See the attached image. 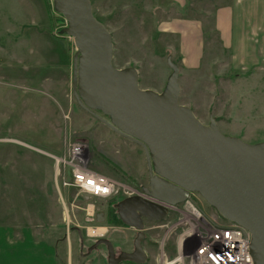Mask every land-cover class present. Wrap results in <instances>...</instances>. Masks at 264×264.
<instances>
[{"label":"rangeland","instance_id":"1","mask_svg":"<svg viewBox=\"0 0 264 264\" xmlns=\"http://www.w3.org/2000/svg\"><path fill=\"white\" fill-rule=\"evenodd\" d=\"M242 1L244 13L255 15L256 21L254 30L246 22L241 31L253 36L259 51L264 0ZM233 2L187 0L183 8L172 0H91L94 16L112 34L115 67L136 68L140 88L161 92L171 74L170 58L179 67L181 104L192 105L204 124L214 118L225 135L257 143L264 141L262 57L258 55L257 63L255 58L245 60L247 37H236L235 47L224 49L213 22L216 7ZM175 15L202 26L203 54L196 70L182 64L179 38L160 29ZM235 24L239 32L238 19ZM66 26L53 0H0V226H9L18 236L12 240L15 247L41 242V252L43 247L47 255L54 251L56 264H108L106 245L89 254L87 248L105 237L117 253L133 251L137 231L124 225L114 208L109 220L107 206L113 197L116 202L126 197L129 189L142 195L147 167L141 146L117 135L76 102V46L73 38L60 35ZM75 142L85 146L80 166L116 182L115 195L96 198L75 188L58 189L55 157ZM89 205L103 212L104 221H89ZM220 216L192 193L190 201L171 207L163 221L146 222L145 264H200L193 252L200 238L211 233L201 219L230 223ZM94 228H99L98 235L92 234ZM28 234L35 241L25 242Z\"/></svg>","mask_w":264,"mask_h":264},{"label":"water","instance_id":"2","mask_svg":"<svg viewBox=\"0 0 264 264\" xmlns=\"http://www.w3.org/2000/svg\"><path fill=\"white\" fill-rule=\"evenodd\" d=\"M53 8L67 21L60 35L73 38L76 46V102L117 135L141 146L148 173L142 188L146 197L135 194L114 204L122 223L137 231L133 251L116 257L112 242L100 237L86 254L104 244L108 264H145V221H163L171 207L198 193L223 219L250 232L253 264H264V141L248 143L225 135L214 118L202 123L179 101V67L170 58L164 90L140 88L136 68L114 66L112 34L94 16L91 0H53ZM96 219L104 221L103 212Z\"/></svg>","mask_w":264,"mask_h":264},{"label":"crops","instance_id":"3","mask_svg":"<svg viewBox=\"0 0 264 264\" xmlns=\"http://www.w3.org/2000/svg\"><path fill=\"white\" fill-rule=\"evenodd\" d=\"M243 2L245 1L234 0V2L230 4H220L215 10L216 28L219 32L224 49L229 50L234 48L236 37H247V45L249 44L250 46L253 43V47H251V49H249V46L247 47L244 57L245 60L248 61L250 58H255L253 62L257 63L259 55L262 57V60H258L264 63V36H262L258 42V44L260 43L258 47L260 50L257 51L254 45L255 43L250 37L252 35L246 34L245 31H241V26L244 23L246 24V22L248 25H252L251 27L253 28L251 29L254 30V23L256 21L255 15H246L244 13L242 10ZM172 4L176 7L184 8V6H187V0H172ZM239 15L240 19L238 18ZM236 19L239 20V32H236L235 28ZM160 29L170 32L179 38L182 64L188 70H196L201 64L203 54V31L200 22L195 19L175 15L160 24ZM252 33H254V31ZM244 58H241V60H244ZM183 104L193 109L192 105L188 103ZM25 236L27 237L23 239L25 242L28 238L35 241L32 239V234ZM14 237L17 238L18 236L9 226H0V262L4 264H47V262L48 264H56V254L54 255V251H52V254L47 255L44 253L45 247H43V252H41V242H33L28 245L22 244V247H15L12 242Z\"/></svg>","mask_w":264,"mask_h":264},{"label":"built area","instance_id":"4","mask_svg":"<svg viewBox=\"0 0 264 264\" xmlns=\"http://www.w3.org/2000/svg\"><path fill=\"white\" fill-rule=\"evenodd\" d=\"M84 147L83 143H69L65 152L55 157V181L58 189H60L59 185L75 188L80 193L96 198H108L115 195L116 182L80 166ZM68 174L71 175L69 179H67ZM129 190L132 192L124 191L126 197L135 195L133 189ZM87 212L89 221L96 220L97 213L93 206L89 205ZM201 221L207 230H211V233L204 240L200 238L201 236H197L202 240L193 252L196 261L200 264H253L249 253L250 232L247 229L235 223L218 225L202 219ZM98 230L99 228L92 229V234L98 235Z\"/></svg>","mask_w":264,"mask_h":264},{"label":"trees","instance_id":"5","mask_svg":"<svg viewBox=\"0 0 264 264\" xmlns=\"http://www.w3.org/2000/svg\"><path fill=\"white\" fill-rule=\"evenodd\" d=\"M217 8V7H216ZM213 19H214V25H215V12L213 13ZM117 201V199L115 197H113L111 200H109L108 202V206H107V210H108V219L110 218L111 219V214H112V211H113V208H114V204ZM109 219V220H110ZM125 263H128V264H133L132 262L130 261H126Z\"/></svg>","mask_w":264,"mask_h":264},{"label":"flooded vegetation","instance_id":"6","mask_svg":"<svg viewBox=\"0 0 264 264\" xmlns=\"http://www.w3.org/2000/svg\"><path fill=\"white\" fill-rule=\"evenodd\" d=\"M217 211V210H216ZM218 215L220 216V214L218 213ZM221 217V216H220ZM222 218V217H221ZM223 219V218H222ZM148 222V220L145 221V223ZM152 222V221H151ZM137 233V232H136ZM120 253H117V250L115 249V256L117 257ZM126 262V261H125ZM123 262V263H125ZM122 264V263H121Z\"/></svg>","mask_w":264,"mask_h":264}]
</instances>
